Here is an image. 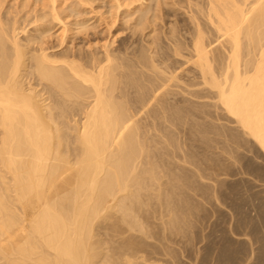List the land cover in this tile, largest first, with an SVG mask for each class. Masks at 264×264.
<instances>
[{
	"label": "bare ground",
	"instance_id": "obj_1",
	"mask_svg": "<svg viewBox=\"0 0 264 264\" xmlns=\"http://www.w3.org/2000/svg\"><path fill=\"white\" fill-rule=\"evenodd\" d=\"M98 1L0 0V264H174L206 181L240 148L264 154V0H108L102 15L143 36L133 57L49 53ZM188 132L228 156L198 158L174 138Z\"/></svg>",
	"mask_w": 264,
	"mask_h": 264
},
{
	"label": "rangeland",
	"instance_id": "obj_2",
	"mask_svg": "<svg viewBox=\"0 0 264 264\" xmlns=\"http://www.w3.org/2000/svg\"><path fill=\"white\" fill-rule=\"evenodd\" d=\"M109 5L108 0L98 1L94 4L95 10L83 12L81 18H92L89 22L92 28L86 34H75L63 47L59 46L55 36L48 38L45 44L48 52L60 53L69 48L76 54L85 55L100 52L101 45L112 43L111 48L115 55L133 57L137 50L145 46L143 36L134 34L125 22L116 20V15L112 19L110 15H102L109 10ZM7 8L3 9V13L9 11ZM172 13L174 12L165 14L164 21L158 22L159 28L173 19ZM176 14L182 24L186 16L181 11ZM18 17L22 27L29 30L33 28L32 13H22ZM112 20L115 21L113 24ZM181 59L174 62L176 67L184 63V59ZM181 68L187 69L188 65ZM185 73L182 70L180 76ZM189 99L188 95V102L184 104L185 110L182 114L188 128L201 121L198 117L201 116L199 111L195 116L191 115ZM174 138L180 145H184L188 152L193 151L198 158H204L205 161L207 157L222 159L228 156L218 149L202 146L198 142L193 143L189 132L185 137ZM231 161V166L221 177L222 182L206 181L214 185L212 196L203 201V209L192 217V223L188 226V250L181 254L184 251V239L179 245H175L181 257L174 264H264V154L255 147L240 148ZM238 194L248 195L240 203H236L233 199ZM224 248L231 258L221 261L220 253ZM159 263L171 264L169 257L164 255L160 256Z\"/></svg>",
	"mask_w": 264,
	"mask_h": 264
}]
</instances>
